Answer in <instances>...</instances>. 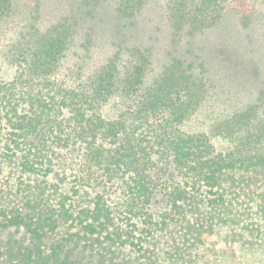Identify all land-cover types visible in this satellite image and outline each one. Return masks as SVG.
Segmentation results:
<instances>
[{"label":"trees","instance_id":"1","mask_svg":"<svg viewBox=\"0 0 264 264\" xmlns=\"http://www.w3.org/2000/svg\"><path fill=\"white\" fill-rule=\"evenodd\" d=\"M83 2L130 17L148 0ZM13 5L0 0V35ZM231 7L248 25L252 0H169L167 12L203 31ZM73 36L67 19L29 24L0 52V264H154L143 236L166 229L181 259L219 227L264 244V94L188 130L208 92L190 66L149 79L136 50L64 78Z\"/></svg>","mask_w":264,"mask_h":264},{"label":"rangeland","instance_id":"2","mask_svg":"<svg viewBox=\"0 0 264 264\" xmlns=\"http://www.w3.org/2000/svg\"><path fill=\"white\" fill-rule=\"evenodd\" d=\"M13 1L12 15L0 35V52L29 24L44 29L67 19L74 26V39L61 61L64 78H85L109 58L117 56L123 63L136 50L148 58L149 79L174 59L182 60L204 79L208 90L206 102L188 122V130L209 128L219 118L255 103L264 94V0H252L248 25L242 24L231 7L214 27L203 31L174 28L168 19L169 0H148L130 17L119 14L110 2L86 5L83 0ZM169 230L155 232L154 239L143 236L148 248L156 249L150 262L264 264V244L255 243L240 228H217L204 244L182 259L169 247Z\"/></svg>","mask_w":264,"mask_h":264}]
</instances>
